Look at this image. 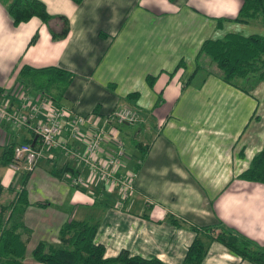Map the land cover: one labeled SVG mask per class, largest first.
<instances>
[{
	"label": "crops",
	"instance_id": "obj_1",
	"mask_svg": "<svg viewBox=\"0 0 264 264\" xmlns=\"http://www.w3.org/2000/svg\"><path fill=\"white\" fill-rule=\"evenodd\" d=\"M40 1L51 14L47 22L31 16L14 24L0 0L3 98L21 85L16 74L22 64L71 71L61 106L92 120L118 105L135 110L134 123L117 126L125 154L124 135L132 144L123 169H132L135 175L132 196L116 205V192L99 182L74 188L65 175L71 172L50 173L49 169L64 166L76 173L86 170L59 148L44 150L25 181L29 204L23 222L30 233L22 264H42L33 259L31 249L40 240L58 244V228L69 218L98 220L94 242L104 246L105 256L126 249L163 264H181L194 232L168 222V213L199 225L220 222L263 245L264 184L236 175L262 145L264 79L245 92L214 74L192 75L203 39L226 32L264 34L258 22L233 19L242 0ZM64 21L65 34L53 37ZM35 32L36 39L29 43ZM179 60L183 66L177 67ZM146 75L153 77L151 85ZM131 91L137 95L125 98ZM28 139H33L28 129L0 123V153L6 143ZM133 141L147 143L136 169L140 155ZM83 143L71 141L78 150ZM109 143H103L102 153L109 152ZM22 173L0 163L6 198ZM35 201L45 204L37 206ZM199 264L252 263L213 240L206 243Z\"/></svg>",
	"mask_w": 264,
	"mask_h": 264
},
{
	"label": "trees",
	"instance_id": "obj_2",
	"mask_svg": "<svg viewBox=\"0 0 264 264\" xmlns=\"http://www.w3.org/2000/svg\"><path fill=\"white\" fill-rule=\"evenodd\" d=\"M1 1L14 24L27 20L31 16H37L43 22L51 18V14L46 11L40 0ZM74 1L79 2V0ZM233 19L255 21L264 26V0H242ZM220 20L221 18L217 19V21ZM64 22L58 33H51L53 37L65 34L67 25L66 21ZM100 34L103 35L102 32ZM36 37L35 32L29 43ZM194 60L192 75L196 72H202L203 76L214 74L224 82L248 92L256 82L264 79V34L252 32L244 35L226 32L219 38H205L201 41ZM178 66H183L181 60L178 61ZM72 77L71 71L56 65L34 67L22 64L16 74L17 81L27 91L34 92L36 96L49 97L56 106H60V101ZM145 79L149 85L152 84L151 75H146ZM107 86L110 87L111 84ZM1 91H3L2 87H0ZM136 95V91H131L125 95V98ZM27 141L33 144L36 142L33 139ZM14 143L16 142H8L2 146L1 164H7L11 160ZM133 145L140 155L139 161L134 165L136 169L145 156L147 143L133 141ZM61 170L76 173V170L68 166L61 169L51 168L49 172L59 175ZM22 172L18 187L10 188L12 192L10 198H2L3 186L0 182V264H22L25 244L30 233L23 222V212L29 204L25 188L29 171ZM236 176L264 184V136L261 147ZM44 204V201H35L37 206ZM165 217L168 222L194 232L193 238L186 246L181 264H199L206 252V243L213 240L224 245L241 259L252 264H264V244L258 245L220 222L199 225L171 213L166 214ZM97 226L98 220L66 219L58 228V244L40 240L31 249V256L42 264H163L156 257L131 255L126 249H120L114 256H105L104 246L94 242ZM200 234L207 239L206 242L201 240Z\"/></svg>",
	"mask_w": 264,
	"mask_h": 264
},
{
	"label": "built area",
	"instance_id": "obj_3",
	"mask_svg": "<svg viewBox=\"0 0 264 264\" xmlns=\"http://www.w3.org/2000/svg\"><path fill=\"white\" fill-rule=\"evenodd\" d=\"M8 94L10 97L5 99L6 92H0V121L24 127L36 139L34 144L30 141L14 143L8 162L14 171H30L44 150L59 148L77 159L86 170L85 174L65 173L70 185L84 187L99 182L107 191L116 192V205L132 196L135 173L132 169H123L127 157L117 125L135 122L134 109L118 105L100 119L92 120L87 115L54 105L47 96L30 94L22 84ZM80 139L84 141L82 150L71 144ZM105 141L110 142L108 153H102Z\"/></svg>",
	"mask_w": 264,
	"mask_h": 264
},
{
	"label": "rangeland",
	"instance_id": "obj_4",
	"mask_svg": "<svg viewBox=\"0 0 264 264\" xmlns=\"http://www.w3.org/2000/svg\"><path fill=\"white\" fill-rule=\"evenodd\" d=\"M30 94H34V92H31ZM0 123H1V121H0ZM126 126V125H125ZM133 126H129V128H132ZM119 135L120 136H122L120 133H119ZM125 137V141H126V147H127V151H126V154L128 155V159H130V149H131V147H132V144H131V141L129 140V138L128 137H126V135H124ZM122 139H123V137H121ZM124 142V141H123ZM125 147V146H124ZM131 160H133V159H131ZM131 160L129 161V164L131 163ZM36 164V163H35ZM34 167V166H33ZM18 172H21V171H18ZM12 186V188H14V189H16L17 187H18V184H16L15 182H13V185H11ZM71 186H73V185H71ZM26 187V186H25ZM74 188L76 187V186H73ZM79 187H81V186H79ZM78 187V188H79ZM2 198H6V193H5V190L3 189V191H2ZM28 255V252H26V256Z\"/></svg>",
	"mask_w": 264,
	"mask_h": 264
}]
</instances>
